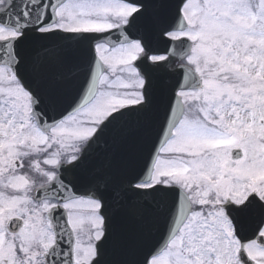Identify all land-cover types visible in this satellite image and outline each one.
I'll list each match as a JSON object with an SVG mask.
<instances>
[{"label": "snow or ice", "instance_id": "1", "mask_svg": "<svg viewBox=\"0 0 264 264\" xmlns=\"http://www.w3.org/2000/svg\"><path fill=\"white\" fill-rule=\"evenodd\" d=\"M0 264H264V0H0Z\"/></svg>", "mask_w": 264, "mask_h": 264}]
</instances>
